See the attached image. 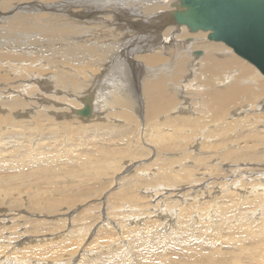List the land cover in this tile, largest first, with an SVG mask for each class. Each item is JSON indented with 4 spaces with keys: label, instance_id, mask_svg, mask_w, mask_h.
<instances>
[{
    "label": "bare ground",
    "instance_id": "1",
    "mask_svg": "<svg viewBox=\"0 0 264 264\" xmlns=\"http://www.w3.org/2000/svg\"><path fill=\"white\" fill-rule=\"evenodd\" d=\"M25 3L36 5L21 8ZM112 4L117 8H111ZM185 11L181 0H0V20L3 21L0 23V95L11 97L8 114L0 115V193L13 197L12 194L20 195L24 190L29 195L32 189L37 192L41 186L54 184L48 194L37 192L39 196H29L40 205V212L53 215H63L60 211H64V215L73 213L76 210H72L73 206L87 204L86 199H92L93 202L71 220L72 224L80 220L77 225L73 224L76 228L62 230L66 227L65 220L57 235L62 244L69 241L74 246L67 254L77 253L78 257L70 258L69 263H259L251 255L256 251L252 243L238 239L245 235V226L253 234L264 233V179L252 189L242 183L258 175L264 176V152L257 151L264 144L256 138L258 135L251 133L241 137L244 142L241 144L240 134L249 126H260L264 133L261 120L264 115L259 113L264 105V78L255 65L234 50L233 56L223 57L229 45L210 40L209 31H192L186 24L179 23L183 19L178 18H183ZM55 24L59 28L50 29ZM161 35L165 44L159 43ZM201 35L205 37L196 40ZM185 53L191 54L192 70L199 68L198 72L189 71V66L185 68ZM117 58L122 65L119 72L114 69ZM2 62H6V68L2 67ZM17 64L23 65L17 66L16 70H21L18 73L13 69ZM178 72L188 73L192 84H185L183 89L181 83L186 82L185 75L172 82L165 81ZM153 74L156 77H147ZM32 76L39 80L29 79ZM19 79L27 81L24 85L31 82L37 85L30 84L32 86L20 96L17 89L22 85L14 84ZM223 81L227 85L217 88V83ZM13 90L17 93L13 94ZM37 91L49 93L55 99H48L61 104L70 103L69 110L77 114L80 109L75 110V107L81 108L84 101L89 100L88 125L82 124V115L83 118L76 116L72 121H56L61 115H69L58 113L56 106H47L46 99L45 107L40 104V109L33 111L37 107ZM107 91L110 98L120 99L111 103L103 98L97 104L90 103L99 94L108 98ZM130 93L144 97L146 115L151 117L145 125L135 120L132 101L127 100ZM189 101L196 106L193 111L185 107ZM232 106L247 111L246 115L238 117L241 127L238 133H235L233 116L228 123L231 128L225 123L232 114L228 110ZM112 107L120 111H112ZM45 109L51 115L46 114ZM2 111L5 108H0ZM92 113L95 115L91 116ZM114 116L127 124L122 129L125 135L107 129L112 125L115 130L117 125L111 123L115 122ZM103 118L111 122L105 123ZM207 127L212 129L204 133ZM224 129L233 132L226 133ZM87 131L89 134H85ZM20 139L28 142L27 149H17ZM110 142L117 147L124 142L122 154L116 155L113 147L108 146ZM135 143L152 147L153 154L155 151L157 155L166 153V168H178L174 180L168 184L159 181L157 175L144 179L126 177L132 164H126L124 157L133 160L134 155L149 153L139 148L133 154L129 148ZM193 147L195 150L189 151ZM68 148L75 150L72 162L66 156ZM156 160L161 162V157ZM149 173L155 174L154 171ZM209 176L214 179L212 186ZM233 179H240L234 187ZM218 185L222 190L217 189ZM167 187L176 201L153 204L159 194L167 192ZM138 189L140 192H136ZM141 191L146 193L142 195ZM192 193V201H181L183 196L186 199ZM158 206L163 209L149 222L148 229L135 226L141 217L140 211ZM168 206L174 209H167ZM169 211H175L182 221L168 236L156 233L160 225L158 218ZM188 220L195 223L191 231H188L191 226ZM19 222L14 225H21ZM8 228L0 226V231ZM98 230L109 232L108 240L116 234L121 242L127 238L124 233L131 235L132 244L129 248L115 247L116 239L112 243L105 241L99 245L100 250L85 257L89 250L86 244L80 243V236ZM7 233L16 235L12 230ZM72 234L75 237H71ZM192 234L196 236L194 242H191ZM174 238H177L173 245L177 259L161 257L160 250L171 245L169 240ZM94 240L92 237L89 241ZM2 242L0 253H3L1 248L9 247L6 241ZM61 245H54L49 253L53 256L62 253L65 247L63 250ZM109 247L111 251L107 250ZM148 248L154 260L141 259ZM242 256L246 261L241 260ZM16 258V264H24L17 255Z\"/></svg>",
    "mask_w": 264,
    "mask_h": 264
},
{
    "label": "rangeland",
    "instance_id": "2",
    "mask_svg": "<svg viewBox=\"0 0 264 264\" xmlns=\"http://www.w3.org/2000/svg\"><path fill=\"white\" fill-rule=\"evenodd\" d=\"M34 5H36V3L35 4L34 3L33 4L25 3V4L21 5V8L22 7L27 8L28 6H34ZM113 7L117 8V5L116 4H112L111 8H113ZM2 22L3 21L0 20V23H2ZM175 25H177V24H175ZM56 28H59V26H57V24L53 25V27L50 28V29H56ZM203 37H205V35H201L200 37H197L196 40H201V39H203ZM186 41H189V40L187 39ZM159 43L160 44H165L164 38H163L162 35L160 37ZM228 47L230 49H225V53H223L225 55L221 54L223 57L224 56H227V57L233 56V54H234L233 53V49L230 46H228ZM185 54H186V59H187L184 62L185 68H186V66H189V68H191V70H189V71L198 72L199 68L197 70H192V69H194V66L192 65L193 60H192L191 54L190 53H185ZM218 56H220V55H217V57ZM175 58L176 57L174 56L172 59L175 61ZM16 63H17V61H16ZM4 64H6V62H2L1 63L2 67L6 68V66H4ZM26 64H28V63H26ZM114 64H115L114 65V69L117 72H119L121 70V67H122V65L119 62V58H117V60L115 61ZM20 65L21 64H17L16 66L13 67V69L17 72L20 69L16 70V68H17V66H20ZM33 65H34V63H33ZM21 66L23 67V65H21ZM173 66H175V64ZM45 69H47V67ZM20 72H21V70H20ZM14 75H16V74H14ZM35 75H37V74H35ZM184 75L187 78L186 82H182L181 83V85L183 86V89H184L185 84H192V82L189 81L190 76H188V73L183 74L181 72H178L175 75H172V76H170L168 78H165L166 79L165 81L172 82L176 77L184 76ZM147 77L154 78V77H156V75H154V74L153 75H148ZM31 78L35 82H36V80L37 81L39 80L36 76H32L29 79H31ZM263 78H264V75H263ZM16 82L14 81V84H21L22 85L20 87L21 89L20 88L17 89V90L20 91V96H22V94H21L22 92L26 91L29 87L32 86L30 84H33L30 81L31 83L28 82L30 84L26 83L27 85H24L25 82H27V81L24 82L23 79H19ZM33 85H37V84H33ZM226 85H227V83H225V81H223V82L217 83V88H224ZM13 91H14L13 94L17 93L16 90H13ZM41 93L42 92H38V91L36 92L38 102H37V107L35 109H33V111H38L40 109L39 108L40 104L44 105V107H45L46 100H47V106H52V107L56 106V108L59 109L58 113H61V114L66 113V114L69 115V116L61 115L59 118H57L56 121H64V120L72 121L71 119H74L76 116H80V115H78L76 113V111L72 112L71 110H69V107H68L69 105L68 104H70V103L61 104V102L58 101V100L48 99V98H54L53 96L49 95V93H42V94ZM107 93H109V92L107 91ZM110 96H111L110 93L108 94V98L104 97L103 94H99L98 97L92 99L90 101V103L93 102L94 104H97L98 101H103V98L107 99L108 100L107 102H111V103L112 102H116L118 99H120V98L115 97V96H112L110 98ZM10 98H11L10 96L0 95V108H5V111L0 112V115L8 114L9 108H10V105H8V103H9L8 100H10ZM140 99H141V102H140ZM30 100H31V98H30ZM127 100H131L132 101V109H133V113L135 115V120L137 121V123L140 125L143 122V125H145L147 120L150 119L151 117L146 115V107L144 105V97H143V95L136 96L133 93H130L129 95H127ZM56 103H59V105H54ZM86 103L88 105H90L89 104V100L88 101L85 100L83 107L85 106ZM183 106L184 105H181V107H183ZM188 106H189V108H191L192 111L194 110L193 107H196L193 104H191L190 101H189V103L187 105H185V107H188ZM83 107H81V108L75 107V110H77V109L81 110V109H83ZM90 110H91V108H90ZM114 110L115 111H120V109H118V108L114 109L112 107V111H114ZM228 110L232 114L226 119V122H225L226 126L228 128H231V126H228V123L231 122V117L233 116L234 120L236 121L235 133H238L240 131V128H241L239 126V124H238V117L241 114L246 115L247 111L244 108H241L240 106H232ZM44 111H45L46 114L48 113L47 109H45ZM33 113L35 114V112H33ZM259 113H263V115H264V105L261 108V110L259 111ZM48 115H51V113L49 112ZM94 115L95 114L92 113L91 116H94ZM29 116H32V114H29ZM80 117H82V116H80ZM114 118H115V122H111L110 120L106 121L107 118H105V119L103 118V120H105V123H107V122L110 123L111 122V123H114V124L117 125L115 127V130L112 127V125L111 126L109 125V127L107 129L112 130L113 132L115 131L117 134H119L121 136L125 135V132L122 129H125L127 127V124L125 122L121 121V119L118 120L117 119L118 116H114ZM83 119H84V121L82 122V124L88 125L89 120H90V116L84 117ZM261 120L264 123V118H262ZM53 127H54V125L51 126V128H53ZM208 129H212V128L211 127L205 128L204 129V133ZM88 131H91V130H88ZM88 131L85 132V134H89ZM224 131H226V133H230V134H232V132H233V130L229 131L228 129H224ZM54 132H58V130L54 131ZM248 133H251V134H253L255 136L258 135V136H256V138L258 140L262 141V144H264L263 143L264 142V133L262 132V128L260 126H257V127L249 126V127H247L246 131H242L241 134H240V142H241V144H244V142L242 141L241 137L243 135L248 134ZM90 136H92V135H88V137H90ZM120 143L121 144H118V147H120V148H118L117 145L112 144L111 142L108 144V146H112L113 147L112 151L116 152L115 153L116 155L120 154L118 152H121V154H122V146L126 145L124 142H120ZM16 145H17V149H19V150H25V149H27L29 147L28 142L26 140H24V139H20L17 142ZM230 145H231V143H229V146ZM139 148H145V149H147L149 151V153L145 154V155H134L135 158L133 160L130 159L129 157H124L123 156L124 157L123 160L126 161V164H129V165L132 164V168L128 172L126 177H135V179H144L146 176H148V177L150 176L151 177V176H154V175L156 176L157 175V176L160 177L159 181H161L163 183H168V184H169L170 181L174 180L175 171L178 170V168L177 167H175L173 169L166 168V166L164 165V163L166 162V159H167V154L166 153L160 152V153H158L159 155H157V152L155 151L154 154H153V150L154 149H152V147H147V148L146 147H141L137 143H135L129 149L131 151H133V154H134L136 152V150L139 149ZM154 148H157V147H154ZM194 150H195V147L191 148L189 151H194ZM257 151H263L264 152V146L257 148ZM74 154H75V150L74 149H72V148H68L67 149L66 156H67V159H68L69 162H72ZM158 156L161 157V162H160V160H156V158ZM192 162H193V164L195 163L194 160H192ZM257 164H259V163H257ZM209 165H211V163H209ZM153 171H154L155 174L149 173V172H153ZM123 174H125V173H123ZM178 174L181 175L180 173H178ZM201 176L202 175H200V178H201ZM208 178H209L208 181L210 182L209 185L212 186L214 179L212 177H210V176ZM262 178L264 179L263 175H258L256 177L250 178L248 181L245 180L242 183H243V186L247 187V189H252L254 186H257V182L259 180H261ZM237 182H240V179H233V183H232L233 185L232 186L234 187L235 183H237ZM44 185H46V183ZM49 188L50 189L54 188V184H53V186L52 185H48V184L46 186H41L39 191H37V192H38V194L42 193L41 195L48 194L47 191L49 190ZM44 189H46V190H44ZM166 189H167V192L165 194H159L158 198L155 201H152L153 204H158V203L159 204H161V203L165 204L167 201H176V199L174 197H172L169 188L167 187ZM217 189L222 190L220 185H218ZM19 190H20V188H19ZM35 190L36 189H34V190L32 189V192H31L32 194L29 193V195L27 193H25L24 190H21L20 191V195H13L12 194L13 197H8V196H5L3 193H0V202H1V204H0V226H7V227L9 226V228L6 231H3V232L0 231V236L5 234L3 237H0V241L1 242H2V240L6 241V245L9 246V247H5V248H1V251L3 253H0V256H1L0 264H4V263L5 264H16V259H17L16 255H17L18 258H21L23 260L24 264H26L27 261L31 262V263L35 262L34 264H49V262H50V264H52L53 262H56V261H57L56 264H73L72 262L69 263V259L78 257L77 253L67 254V252L69 253V251L71 249H73L74 246H71L69 241H64L63 244H62V241H59L60 238H58L57 235L62 230H64V231H66L67 229L69 230L70 227H73V229L76 228V225L79 223L80 220H76V221L73 222V224H76V225H73L71 220L74 219L75 217H77L76 214L78 213V211L80 212L83 207H86L89 204H91L93 202L92 199L91 200L90 199H88V200L86 199V201H88V203L87 204L82 203V204L79 205L80 207L79 206H76V207L73 206L72 210L76 209L75 211H73V213H68L67 215H64L65 212L64 211H60L59 213H63V215H61V214L53 215V214H48V212H46V211H44V212H40L39 211V206L40 205L36 204L37 201L36 202L32 201V199L29 197V196H32V198H33V197L39 196V195H36L37 192ZM114 190H116V188H114ZM136 192H140V190L138 189V190H136ZM145 193L146 192L141 191L142 195L145 194ZM193 195H194V193H192V195L188 196L186 199H184L185 196H183L181 201H183V202L186 201L187 202L189 200V202H190V199L192 201V196ZM46 197H47V195H46ZM176 197H179V194ZM8 199H9V201H7ZM158 199H159V201H157ZM41 207H42V204H41ZM7 209H8V211H7ZM162 209L163 208H159V206L156 207L155 209L151 208V207L143 209L142 211H140V216L141 217L138 220V222L135 224V226L139 227L140 229H148L150 227L149 226V222L153 221L155 216L157 215V213L160 210H162ZM167 209L173 210L174 206L173 207L172 206H168ZM45 215H46V217H45ZM23 216H24V218H23ZM68 216H70V217H68ZM24 219L26 220V222H25ZM65 220H66V227L62 229L61 226H62V223ZM19 221L21 222V225H18V226L14 225V224H16ZM180 221H182V219H180L176 215L175 211H169L168 213H165L161 217L158 218L157 222L160 225L156 227L155 232L156 233L161 232V233L164 234V236H168L170 234L172 228L177 223H179ZM188 222H191L190 223L191 226H190V228L188 230V231H191V229L194 227L195 223L192 220H188ZM32 223H33V225H32ZM46 224H48V225H46ZM11 226L12 227L15 226V227H13V229H11ZM27 227H29V228H27ZM11 230H12V232L16 233V235L13 236L12 233H7V231L11 232ZM91 231L88 232V234H86V235L80 236V239H79L80 243L81 244L84 243V245L86 244V248L89 250V252H88L89 254L85 255V257H89L92 252L100 250L99 245L101 243L105 242V241H109L110 243H112L113 239H116L117 243H116L115 247H121V245H124L125 248H129L130 247L129 245L132 244L131 242H132L133 237L131 235L127 236L126 233H124V236H125L124 238L127 237L125 239V242H121V240H118V237H117L116 234H112L111 235V240H108L109 239L108 238L109 232L107 234V233H105L102 230H98L97 232H95V231L91 232ZM152 231H153V229H152ZM245 231H246L245 235L242 236L241 238H239L238 241L240 239H244V240L250 241L252 243V248H254L256 250V251L251 253L252 257H256V259L259 260L258 264H264V261H263V259H264V233L259 234V235L258 234H253L250 231V228L247 227V226H245ZM14 237H16V238H14ZM41 237L44 238V239L43 240L42 239L38 240ZM71 237H75V234H72ZM92 237L95 239L94 242H90L89 241ZM177 238L169 240L171 242V245L164 246L160 250L161 257H164V258H166L168 260L177 259L178 254L174 250V246H173L175 241L177 240ZM195 239H196L195 234H192L191 242H194ZM48 240H49V242H48ZM44 241H46V242H44ZM129 241H130V243H129ZM57 242H59V244H57ZM43 243L47 244V245L45 246ZM2 244L4 245L3 242L0 243V245H2ZM23 245H24V248H23ZM54 245H61L59 247L62 248L63 250H64V247H65V250L62 253H60L61 256H60V254H56V255L53 256L52 254L49 253V252H51L54 249ZM43 246H45V248ZM262 246H263V248H261ZM95 248H98V249L95 250ZM107 250L111 251L112 249H111V247H109V248H107ZM17 251H18V253H17ZM33 251H34V253H33ZM9 254L11 256H9ZM32 254H34V255H32ZM244 254H247V252H245ZM72 255H73V257H72ZM5 256H7L9 259L7 257H5ZM59 257H61V258H59ZM147 257H149L150 259L154 260V254L149 253V248L141 255V259H145ZM10 258H11V260H10ZM7 259H8V261L6 262L5 260H7ZM55 259H56V261H55ZM241 260L242 261H246V258L244 256H242ZM36 261H37V263H36ZM61 261H63V262L61 263Z\"/></svg>",
    "mask_w": 264,
    "mask_h": 264
},
{
    "label": "water",
    "instance_id": "3",
    "mask_svg": "<svg viewBox=\"0 0 264 264\" xmlns=\"http://www.w3.org/2000/svg\"><path fill=\"white\" fill-rule=\"evenodd\" d=\"M183 19L192 31H209L208 38L222 41L264 75V0H181ZM86 103L79 115L88 117Z\"/></svg>",
    "mask_w": 264,
    "mask_h": 264
}]
</instances>
